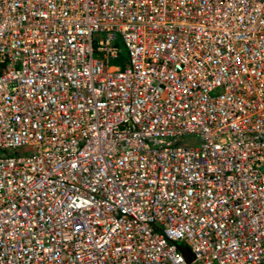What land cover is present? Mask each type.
<instances>
[{
    "label": "built area",
    "instance_id": "1",
    "mask_svg": "<svg viewBox=\"0 0 264 264\" xmlns=\"http://www.w3.org/2000/svg\"><path fill=\"white\" fill-rule=\"evenodd\" d=\"M0 264H264V0H0Z\"/></svg>",
    "mask_w": 264,
    "mask_h": 264
},
{
    "label": "rangeland",
    "instance_id": "2",
    "mask_svg": "<svg viewBox=\"0 0 264 264\" xmlns=\"http://www.w3.org/2000/svg\"><path fill=\"white\" fill-rule=\"evenodd\" d=\"M118 46L120 47V50L122 51V53L125 54V49H124L123 45L120 42L118 43ZM177 250L179 252H182V253L184 252L186 254L187 261L189 263L193 262V254L191 253V250H190V248L188 246H186V245H177Z\"/></svg>",
    "mask_w": 264,
    "mask_h": 264
},
{
    "label": "water",
    "instance_id": "3",
    "mask_svg": "<svg viewBox=\"0 0 264 264\" xmlns=\"http://www.w3.org/2000/svg\"><path fill=\"white\" fill-rule=\"evenodd\" d=\"M182 254H183V255L185 256V258L187 259V256H186V254H185L184 252H183Z\"/></svg>",
    "mask_w": 264,
    "mask_h": 264
}]
</instances>
